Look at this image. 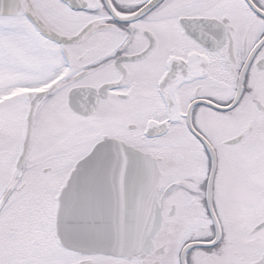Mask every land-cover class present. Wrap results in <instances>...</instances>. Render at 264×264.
I'll return each mask as SVG.
<instances>
[{
    "label": "snow or ice",
    "instance_id": "obj_1",
    "mask_svg": "<svg viewBox=\"0 0 264 264\" xmlns=\"http://www.w3.org/2000/svg\"><path fill=\"white\" fill-rule=\"evenodd\" d=\"M0 264H264V0H0Z\"/></svg>",
    "mask_w": 264,
    "mask_h": 264
}]
</instances>
